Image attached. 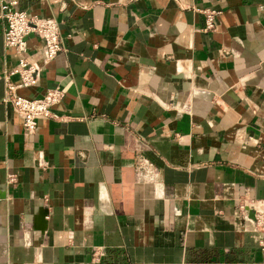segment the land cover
Returning <instances> with one entry per match:
<instances>
[{"label": "crops", "instance_id": "crops-1", "mask_svg": "<svg viewBox=\"0 0 264 264\" xmlns=\"http://www.w3.org/2000/svg\"><path fill=\"white\" fill-rule=\"evenodd\" d=\"M13 7L64 47L44 60L28 33L38 79L15 91L62 96L30 139L0 78V264H264V0ZM3 25L0 71L19 57Z\"/></svg>", "mask_w": 264, "mask_h": 264}, {"label": "built area", "instance_id": "built-area-1", "mask_svg": "<svg viewBox=\"0 0 264 264\" xmlns=\"http://www.w3.org/2000/svg\"><path fill=\"white\" fill-rule=\"evenodd\" d=\"M16 0L0 1V18L4 20L2 40L5 45L14 47L19 54L17 63L8 70L0 71L3 80L2 101L9 103L18 113L24 132L32 138L36 130V120L39 117L54 116L50 107L60 100L62 90L58 86L46 88L39 96L25 97L18 94L15 89L19 86L36 84L39 67L24 55L26 50V35L30 32L37 34L43 42V58L48 60L64 49L58 25L52 17H41L31 14L23 9L13 7ZM205 30L214 27V16L217 10L203 8ZM11 74H17L18 80L12 81ZM7 181H14L15 174L8 172ZM259 210V209H258ZM254 230L258 231L256 241L259 245L264 260V212L255 211L252 221Z\"/></svg>", "mask_w": 264, "mask_h": 264}]
</instances>
